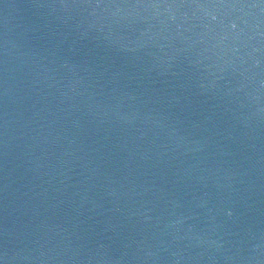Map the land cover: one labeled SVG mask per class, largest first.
I'll return each instance as SVG.
<instances>
[{"label":"water","instance_id":"1","mask_svg":"<svg viewBox=\"0 0 264 264\" xmlns=\"http://www.w3.org/2000/svg\"><path fill=\"white\" fill-rule=\"evenodd\" d=\"M0 264H264V0H0Z\"/></svg>","mask_w":264,"mask_h":264}]
</instances>
